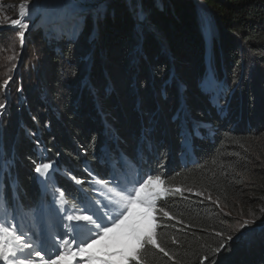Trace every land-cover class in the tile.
<instances>
[{"label": "trees", "instance_id": "trees-1", "mask_svg": "<svg viewBox=\"0 0 264 264\" xmlns=\"http://www.w3.org/2000/svg\"><path fill=\"white\" fill-rule=\"evenodd\" d=\"M92 17L86 20L76 42H70L65 35L58 41L48 40L41 28L28 33L27 46L33 47L28 54L34 57L30 61L38 60L43 75L52 80L45 86L63 89L53 92L64 109L59 115L61 125L52 131L41 128L37 142L48 152L60 154L63 163L80 165L86 156L95 163L92 153L98 151L102 135L98 134V120L91 116L99 120L102 117L126 139L139 134L140 124L153 117L156 132L167 133V141L158 143L165 161L167 142L171 156L180 153L178 132L182 122L189 128L194 123H204L198 129L209 131L192 139L195 165L160 171L148 168L153 174H165L162 178L168 192L156 211V237L167 255L146 246L145 264H264V232L247 242L244 236L227 241L229 235H235L234 214L240 212L241 205L251 209L252 219L258 224L264 221V0H144L139 7L136 0H109L105 11L95 20ZM204 27L212 30L209 37ZM93 31L96 37L91 41ZM206 38L218 81L222 79L227 90L237 85L225 115L207 96L196 94L200 93V79L206 80L209 74L205 66ZM29 40L38 45H31ZM56 45L61 52L54 50ZM87 56L89 68L84 60ZM64 63L70 65L62 71ZM83 66L88 83L81 90L79 69ZM171 71L178 82L168 86L164 80ZM64 75L70 79L69 86L64 84ZM128 77L136 89L129 88ZM109 82L116 93L109 97L111 108L105 117L93 111L90 96L97 91L96 97L103 100L99 93L105 95ZM181 84L185 86L182 99L166 103L165 97L174 99L177 94L172 90ZM79 89L81 94L87 91V95L75 103L72 93ZM182 108L193 114L182 112L174 118ZM37 116L35 122L42 125ZM12 133L19 136L14 140L13 152L29 162L27 169L18 172L25 186L36 163L34 158L29 160L33 141L15 127ZM125 148L132 152L130 144ZM256 204L260 210H256ZM160 208L169 217L163 216ZM222 241L226 247L211 254V249ZM206 255L209 258L202 261Z\"/></svg>", "mask_w": 264, "mask_h": 264}, {"label": "rangeland", "instance_id": "rangeland-1", "mask_svg": "<svg viewBox=\"0 0 264 264\" xmlns=\"http://www.w3.org/2000/svg\"><path fill=\"white\" fill-rule=\"evenodd\" d=\"M136 1L139 7L140 3H143L144 0ZM108 2L109 0H35V2H32V0H0V86L3 85L6 79L11 77L7 85L6 92L3 87H0V103H5L6 105L4 109L0 110V144H2L0 145V149H2L0 150V157L1 154L4 155L6 152L14 149V145L16 143L14 140L19 138L17 133H14L16 135L12 133V129L14 130V127L15 131H18L19 134H23L30 142L33 141L36 143L40 137L39 132H41V128L52 131L56 130L61 125L59 115L64 109L61 103L57 101L53 95L57 92H63V89L58 86L52 88H47L45 86L52 80L47 79L43 75L42 66L38 60L30 61V59H33L34 57H30L28 54V50L33 48L32 46H27L26 40L30 37V35L28 37V33L30 34L31 31H37V29L41 28L43 35L47 37L46 39L48 40L54 39L58 41L62 39V35H65V38L70 40V42H76L84 30L86 20L91 16H93L92 18L94 20L97 19L98 15L105 11ZM22 4H27L28 10L31 13L30 16L26 15L21 20L22 24H28V28L26 29L22 28L20 25L13 26L10 22L12 19H21L20 6ZM77 12L82 15L77 16ZM140 18L143 19L142 16ZM204 20H206V17H204ZM204 23L206 24L205 21ZM206 30L207 29L205 28V33L207 32L209 37L212 30ZM21 31L24 32V36L22 38L18 35ZM95 37L96 32L93 31L92 34H90L89 39L92 41ZM28 43L34 46L38 45V43L33 40H29ZM208 47L207 55H205V66H207L209 74H207L205 81L200 79L197 84L200 93L196 94H199L200 96H207L208 100L212 102V105H215L216 109H222V112H220L221 115H225L226 110L230 109L231 101L234 93L236 92L237 85H233V89L227 90L223 85L222 79L221 81H218L213 72L214 70L211 67V47L209 45V39ZM54 50L56 52H61L60 47L57 45ZM9 57L14 58L9 60ZM84 60L88 63L87 68H89L90 56L85 57ZM13 65L15 67H13ZM69 65L70 64L64 63L60 66V69L65 71V69H68ZM208 66L210 67V70ZM39 67H41V70ZM79 70L81 72L79 73V77L82 82V90L88 83V74L85 66L81 67ZM127 80L129 88L135 87L132 82V78L128 77ZM63 81L64 84H67V86L70 85V79L67 76L64 75ZM164 81H166L164 84L168 86L170 83L175 81L178 82L176 80V75L172 71ZM29 88L30 91L28 92L27 89L29 90ZM136 88L137 87H135V89ZM253 90L254 89L251 91ZM184 91L185 86L181 84L180 87V85H178L176 91L172 90V92H176L177 94L174 99H171L169 95L168 98L165 97L167 93L164 91L166 103L170 104L171 102H178L182 99ZM115 93L116 91L111 82H109L107 88H105V95H101L99 93V96H103V100L96 97L98 94L97 91L93 92V96H90L92 106L94 107L93 111L98 115L105 114V117H107L111 108L109 106V104H111L109 97ZM262 93H264V91ZM28 94H30V96ZM84 94L87 95V91H84L81 94L79 89L77 93H72V99L75 103H78ZM65 98H68V96L65 95ZM196 110L198 111L199 109ZM153 112H155V114H159V111L155 110ZM182 112H187L190 115L193 114L186 108H182L179 113H175L174 118H177L178 114ZM34 114L39 115V117ZM35 116L42 121V125L37 121L35 122ZM91 117L93 120H98L99 124L97 127L99 129L105 125L110 126L102 119V117H100V120L99 117ZM18 124H20V126H18ZM25 124L31 125H28L26 128ZM146 124L147 130L150 132L155 130L157 127L153 117L147 118ZM196 134L199 136L200 132L197 131ZM182 156H185V151L182 152ZM111 174L116 176V172H112ZM217 206L222 213L226 215V212L223 211V206L221 204H218ZM256 206V210H260V206L257 204ZM240 212L236 211L234 214L235 221L233 222V225L236 230L239 225L244 222V220H254V218L252 219L253 215L251 213V209L247 206L244 207L241 205ZM261 212H264V210ZM257 215L261 216L260 214ZM254 221L255 223L250 226V229L243 230V234L239 235L238 238H242V236H244V240L247 242L254 235L258 234V237L259 234L264 232V227H260L261 224H264V221L261 224H258V220ZM252 241H254V239H252Z\"/></svg>", "mask_w": 264, "mask_h": 264}, {"label": "snow or ice", "instance_id": "snow-or-ice-1", "mask_svg": "<svg viewBox=\"0 0 264 264\" xmlns=\"http://www.w3.org/2000/svg\"><path fill=\"white\" fill-rule=\"evenodd\" d=\"M20 15L21 19H12L11 25L28 28V24L21 23L26 15H31L27 4L20 6ZM18 35L22 38L24 32L21 31ZM13 58L9 57V60ZM10 79L11 77L6 79L0 86L5 92ZM5 106V103H0V110ZM51 167L53 165L50 164L37 165L36 172L47 175ZM164 175H151L137 170L131 179L125 177L123 180H99L98 183L103 185L109 194L107 203L80 202L79 206L72 203L69 208L66 206L68 201L64 199L65 193L60 191L59 202L62 210L71 214L63 217V220L67 221L64 224L65 230L57 232L52 240L51 251L46 249L43 233L39 234L37 240H33L16 223L15 208H10L6 199L0 200V260L6 264H14L19 255L25 257L19 264H33L34 254V257L40 258L41 264H75L77 258L85 260L86 264H145L143 254L146 246L165 252L157 243L158 224L155 219L157 201L164 198L168 192L162 178ZM76 182L81 183L78 180ZM175 191L179 192L180 189ZM97 204H101L104 210L101 211ZM159 211L165 217L170 215L163 208ZM254 223V220H244L237 228L236 235H229L227 241L238 238L243 234V230L250 229ZM94 245L98 247L94 249ZM225 247L226 242L222 241L219 247L211 249V254ZM208 258L206 255L202 261Z\"/></svg>", "mask_w": 264, "mask_h": 264}, {"label": "water", "instance_id": "water-1", "mask_svg": "<svg viewBox=\"0 0 264 264\" xmlns=\"http://www.w3.org/2000/svg\"><path fill=\"white\" fill-rule=\"evenodd\" d=\"M66 37V36H65ZM208 39L206 38V49H207V51H206V55H207V52H208ZM206 57H208V56H206ZM208 68H209V70H210V67L208 66Z\"/></svg>", "mask_w": 264, "mask_h": 264}, {"label": "bare ground", "instance_id": "bare-ground-1", "mask_svg": "<svg viewBox=\"0 0 264 264\" xmlns=\"http://www.w3.org/2000/svg\"><path fill=\"white\" fill-rule=\"evenodd\" d=\"M1 1H4V0H1ZM5 1H8V0H5ZM71 14H72V13H71ZM76 14H77V16H78V15H82L81 13L79 14V12H77ZM222 81H223V80H222ZM182 104L184 105L183 100H182ZM184 106H185V105H184ZM185 107H186V106H185ZM156 123H157V122H156Z\"/></svg>", "mask_w": 264, "mask_h": 264}]
</instances>
